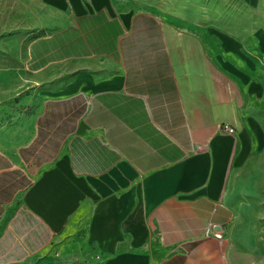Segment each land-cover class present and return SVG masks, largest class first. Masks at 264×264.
I'll return each mask as SVG.
<instances>
[{
    "label": "crops",
    "instance_id": "obj_1",
    "mask_svg": "<svg viewBox=\"0 0 264 264\" xmlns=\"http://www.w3.org/2000/svg\"><path fill=\"white\" fill-rule=\"evenodd\" d=\"M46 2L0 99V264H264L226 198L264 154V37Z\"/></svg>",
    "mask_w": 264,
    "mask_h": 264
},
{
    "label": "rangeland",
    "instance_id": "obj_2",
    "mask_svg": "<svg viewBox=\"0 0 264 264\" xmlns=\"http://www.w3.org/2000/svg\"><path fill=\"white\" fill-rule=\"evenodd\" d=\"M104 1V0H99ZM151 9L188 24H213L239 36L264 37V0H108ZM58 9L46 0H0V99L12 98L24 81L29 41L58 25ZM264 65V58L262 62ZM226 196L234 206L236 237L264 245V154L234 174ZM250 229V230H249ZM244 232V233H243ZM257 239V242L255 240ZM249 240V241H250ZM259 241L262 243H259ZM253 244H256L255 246ZM261 244V245H260Z\"/></svg>",
    "mask_w": 264,
    "mask_h": 264
},
{
    "label": "built area",
    "instance_id": "obj_3",
    "mask_svg": "<svg viewBox=\"0 0 264 264\" xmlns=\"http://www.w3.org/2000/svg\"><path fill=\"white\" fill-rule=\"evenodd\" d=\"M226 130H227L228 132H233V127H231V126H227V127H226Z\"/></svg>",
    "mask_w": 264,
    "mask_h": 264
}]
</instances>
